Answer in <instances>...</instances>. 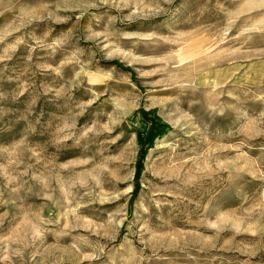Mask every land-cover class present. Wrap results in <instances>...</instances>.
Masks as SVG:
<instances>
[{
  "label": "rangeland",
  "instance_id": "obj_1",
  "mask_svg": "<svg viewBox=\"0 0 264 264\" xmlns=\"http://www.w3.org/2000/svg\"><path fill=\"white\" fill-rule=\"evenodd\" d=\"M0 264H264V0H0Z\"/></svg>",
  "mask_w": 264,
  "mask_h": 264
}]
</instances>
